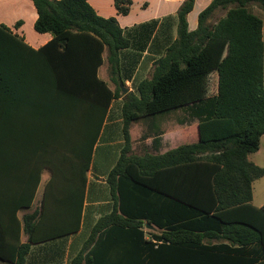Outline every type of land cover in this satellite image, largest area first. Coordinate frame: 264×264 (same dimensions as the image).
<instances>
[{
    "label": "trees",
    "instance_id": "1",
    "mask_svg": "<svg viewBox=\"0 0 264 264\" xmlns=\"http://www.w3.org/2000/svg\"><path fill=\"white\" fill-rule=\"evenodd\" d=\"M32 2L36 32L53 36L47 45L35 51L0 25V264H25L33 245L80 230L94 146L110 103L120 97L125 144L107 180L114 210L97 222L71 264H94L91 249L110 226L138 230L146 220L161 228L149 205L151 194L168 197L175 206L160 241L199 245L226 240L264 247V207L252 204L253 183L264 177V168L249 160L264 136V22L251 10L264 11V0H213L192 32L188 15L195 0H185L177 14V39L154 63L150 78L127 94L120 87L126 88L122 53L133 43L116 18L98 16L89 0ZM131 4L115 0L122 15ZM218 13L225 15L217 19ZM24 51L30 58H45L40 78L28 87L19 82L10 87L12 60ZM105 52L115 90L98 78ZM30 99L35 117L16 119L30 149L20 154L25 162L19 164L8 149V133L13 109L20 111L24 100L26 111ZM180 109L198 121L186 134L190 144L165 154L133 152V124L156 123ZM150 130L142 140L163 134L160 128ZM60 149L72 165L50 168L40 207L19 218L36 200L44 170L39 159ZM142 199H147L146 209L138 205Z\"/></svg>",
    "mask_w": 264,
    "mask_h": 264
},
{
    "label": "crops",
    "instance_id": "2",
    "mask_svg": "<svg viewBox=\"0 0 264 264\" xmlns=\"http://www.w3.org/2000/svg\"><path fill=\"white\" fill-rule=\"evenodd\" d=\"M128 1H131L132 4L127 15L118 13L115 0H89V3L98 16L105 19L116 18L125 35L131 39L133 46L123 51L122 62L125 67L126 88L129 92H134L141 81L150 78L154 63L164 55L166 49L177 39V14L185 0ZM212 2L213 0H195L194 9L188 15L191 32L198 28L200 13ZM37 19L38 13L32 0H0V25L10 28L14 34L22 37L35 51L40 50L53 39L49 33L40 34L36 32L35 23ZM18 22H22V24L16 27ZM20 54L12 60L15 76H12V82L9 81L8 86L10 87L15 82L21 83L23 87L31 86L33 81L40 78V69L45 64L43 57L39 59L30 58L27 54L31 53L27 51ZM102 60L103 64L98 69V78L105 82L111 90H115L110 78L106 52L103 54ZM64 63L66 64V62ZM127 84L133 87L128 88ZM30 100H26L25 107H28L26 111L23 108L24 100L21 103L20 111L13 109L12 126L8 133V149L11 150L13 159L19 164L25 162L20 154L30 149L25 144V132L18 129L16 119L20 114L19 119L31 120L35 117L34 103ZM90 100L92 101L91 98ZM123 101V98L120 97L110 103L100 137L94 146L80 230L64 238L33 245L25 258V264H71L72 260L82 250L97 222L113 212L114 200L107 180L109 173L119 160L125 144L122 116ZM2 102L4 101L0 97V105ZM14 102L16 105L18 104L17 101ZM171 116L175 115H170L167 122H162L164 127H158L153 121L147 120L133 124L130 130L133 152L136 154H165L170 151L172 146L175 148L181 146L182 135H186L189 130L198 126V121H191L189 117L186 121L184 115L177 118L176 122L174 119L171 120ZM151 127L154 132L160 128L163 132L162 136L142 140L145 133L150 134ZM263 145L264 136L261 140V147ZM63 152L60 149L55 151L51 157H46L45 160L39 159L38 165L44 167L40 187L50 181L52 177L50 168L62 166L65 162V166L72 165V158H67ZM256 153L251 154L249 160L263 168L264 166L252 158ZM261 179L264 180V177ZM261 179L253 183L252 204L258 209L264 207V197H258L255 193V184ZM150 198L149 205L152 211L158 215L159 220L157 221L162 224L161 228L143 220L142 228L138 230L113 226L104 229L99 236L98 243L91 249V253L94 252L95 254L94 264H264V247L259 243L242 246L226 240H214L205 241L199 245H170L158 240L166 231L167 228H164L163 223L166 224L173 217L175 206L173 200L168 197L151 194ZM142 200L143 203L139 202L138 205L146 209L144 203L147 199ZM35 202L32 209L20 211L18 217L23 218L26 214L34 212L37 209L33 210ZM139 231L142 233L141 235L138 234ZM26 241L27 237L23 235L22 242L25 243ZM145 242L150 243V245H145ZM88 256L90 257V249Z\"/></svg>",
    "mask_w": 264,
    "mask_h": 264
},
{
    "label": "rangeland",
    "instance_id": "3",
    "mask_svg": "<svg viewBox=\"0 0 264 264\" xmlns=\"http://www.w3.org/2000/svg\"><path fill=\"white\" fill-rule=\"evenodd\" d=\"M256 15H258L264 22V11L259 9L258 7H252L251 9ZM225 15V13H218L217 15V19L223 17ZM128 88H131L133 87L132 85L130 86V84H127ZM187 113V110L185 109H180V110H177L175 112H172L170 115H175V116H171V120H175L176 122V119L179 118L180 116L184 115V118L186 119L187 121V118H188V115L186 114ZM170 115H164V116H160L157 118L156 120V126H160V127H164V124L162 125V122L165 121L167 122V118L170 116ZM171 123V122H169ZM190 131V130H189ZM182 138H183V141H182V144H185V143H191L190 141V137L187 136V135H182ZM180 140H181V137H180ZM172 144V143H171ZM179 144H181V141H179ZM173 148L175 147H171L169 150H172ZM253 160H255L256 162H259L262 166H264V145L261 147L260 151H258L253 157ZM264 168V167H263ZM264 186V180H259L258 182H256L255 184V193L258 197H264V187H261L260 186ZM44 184L41 185L40 187V190H39V195L36 199V202H35V206L33 208L36 209V208H39L40 205H41V199H42V193H43V190H44ZM22 215V214H21ZM78 240V238H77Z\"/></svg>",
    "mask_w": 264,
    "mask_h": 264
},
{
    "label": "water",
    "instance_id": "4",
    "mask_svg": "<svg viewBox=\"0 0 264 264\" xmlns=\"http://www.w3.org/2000/svg\"><path fill=\"white\" fill-rule=\"evenodd\" d=\"M120 87L123 89V93H124V94H127V93L129 92L128 89L125 88V86H124L123 83L120 84Z\"/></svg>",
    "mask_w": 264,
    "mask_h": 264
}]
</instances>
